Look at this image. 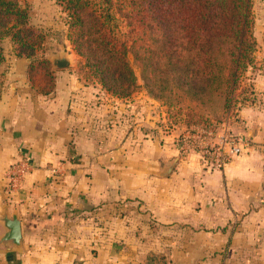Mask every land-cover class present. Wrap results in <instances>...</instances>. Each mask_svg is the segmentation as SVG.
<instances>
[{"label":"crops","instance_id":"0c3cea01","mask_svg":"<svg viewBox=\"0 0 264 264\" xmlns=\"http://www.w3.org/2000/svg\"><path fill=\"white\" fill-rule=\"evenodd\" d=\"M57 74L49 94L34 89L26 73L8 74L0 90V206L22 225L21 249L1 246L0 264L247 263L248 243L259 241L263 226L264 207L252 208L264 202L260 150L202 170L171 134L154 137L137 124L122 133L114 99L107 109L75 75ZM19 159L30 168L9 192L6 169ZM121 193L143 200L134 210L144 218L124 223L109 215L104 201ZM63 209L80 212L52 228H27Z\"/></svg>","mask_w":264,"mask_h":264},{"label":"trees","instance_id":"16d2710c","mask_svg":"<svg viewBox=\"0 0 264 264\" xmlns=\"http://www.w3.org/2000/svg\"><path fill=\"white\" fill-rule=\"evenodd\" d=\"M56 2L66 12L76 52L112 95L126 96L137 85L129 59L133 55L149 93L169 92L194 100L195 106L219 101L224 111L234 102L238 80L252 58V0ZM27 20V11L17 0H0V38H12L16 56L28 61L31 86L49 94L56 75L47 60L38 59L35 46L40 34ZM3 59L0 46V62ZM36 60L46 63L43 73L34 72ZM79 212L63 209L27 228H52L53 222L62 223Z\"/></svg>","mask_w":264,"mask_h":264},{"label":"rangeland","instance_id":"374dc122","mask_svg":"<svg viewBox=\"0 0 264 264\" xmlns=\"http://www.w3.org/2000/svg\"><path fill=\"white\" fill-rule=\"evenodd\" d=\"M17 2L27 11L28 26L40 34L35 46L38 59L47 60L56 77L58 71L75 75L79 81L86 84L89 91L99 95L107 109H112L111 99H114L115 109H118V113L122 111L118 119L125 123L122 133L128 131L131 124H137L141 129L150 128L154 137H160L164 133L171 134V139L183 155L194 154L198 157L197 162L202 170L220 168L221 166L214 164L219 153L227 157L226 163L239 155L229 156L227 153L228 143L225 139L229 140L230 137L246 138L247 145L242 148L241 153L254 147L264 156V0H252L251 31L254 39L252 58L245 65L238 80L234 102L225 111L219 101L195 106L194 100L176 98L169 92L159 96L149 93L141 77L140 62L135 60L133 55H130L129 59L137 76V85L126 96L112 95L89 72L84 58L76 52L68 36L66 12L56 0H17ZM0 46L4 56L3 61L0 62L1 90L10 84L6 79L8 74L20 75L27 72L28 61L16 56L15 45L9 35L0 38ZM62 54L69 58L70 66L55 68L52 65V58ZM33 64L34 72H44L46 63L36 60ZM118 106H121V109ZM144 116L147 118H143ZM136 118L143 119L137 121ZM120 195L116 199L106 198L104 201L106 204L111 203L108 206L109 215L116 212L115 216L122 218L124 223L132 216L145 217L143 210H134L135 205L138 207L143 202L142 199L128 196V193ZM258 205L259 208H263L264 202L261 204L258 202L252 208ZM115 206H119L116 211L113 209ZM257 213L255 216H258ZM263 221L262 230H258L260 239L258 242L248 243V261L247 263L243 261L242 264H264ZM118 245H121V248H117L126 250L124 243ZM157 262L161 264L164 260L157 259Z\"/></svg>","mask_w":264,"mask_h":264},{"label":"water","instance_id":"95a60500","mask_svg":"<svg viewBox=\"0 0 264 264\" xmlns=\"http://www.w3.org/2000/svg\"><path fill=\"white\" fill-rule=\"evenodd\" d=\"M70 60L65 55H56L52 58V65L55 68H66L70 66ZM176 159L165 161L160 175H167ZM0 247L3 246L7 249L15 248L20 250L22 247V225L21 219L16 212H9L8 207L3 203L0 206Z\"/></svg>","mask_w":264,"mask_h":264},{"label":"built area","instance_id":"2783aa9c","mask_svg":"<svg viewBox=\"0 0 264 264\" xmlns=\"http://www.w3.org/2000/svg\"><path fill=\"white\" fill-rule=\"evenodd\" d=\"M226 138V137H225ZM228 143V151L229 156L238 155L241 153L242 148L247 145L246 138L241 136L238 137H230L229 140L225 139ZM218 149V148H217ZM229 158V157H228ZM227 157L222 153H219L216 157L214 164L216 166H223ZM30 163L28 159H19L13 163H11L6 169V178L8 181V190L9 192H17L20 186V183L26 173L29 171Z\"/></svg>","mask_w":264,"mask_h":264}]
</instances>
